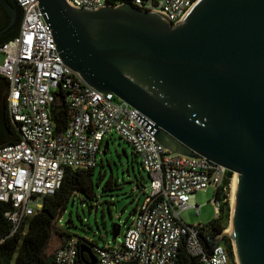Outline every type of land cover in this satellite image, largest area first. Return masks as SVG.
I'll list each match as a JSON object with an SVG mask.
<instances>
[{"label":"water","instance_id":"obj_1","mask_svg":"<svg viewBox=\"0 0 264 264\" xmlns=\"http://www.w3.org/2000/svg\"><path fill=\"white\" fill-rule=\"evenodd\" d=\"M0 3L8 14L4 34L21 10L15 0ZM38 6L57 55L84 83L138 110L170 152L236 173L230 232L204 250L210 255L228 236L236 264H264V0H197L174 24L131 2L94 10L65 0ZM106 148L105 140L101 152ZM119 231L111 225L112 239ZM81 251L85 264H95L90 248Z\"/></svg>","mask_w":264,"mask_h":264},{"label":"built area","instance_id":"obj_2","mask_svg":"<svg viewBox=\"0 0 264 264\" xmlns=\"http://www.w3.org/2000/svg\"><path fill=\"white\" fill-rule=\"evenodd\" d=\"M15 1L21 10L18 31L0 46L6 108L19 131L17 141L0 145V201L9 205L4 216L10 233L41 209L45 196L54 194L66 168H94L102 140L114 134L129 144L149 180L119 244L89 245L95 264H182L181 248L193 264H236L233 247L231 259L220 242L206 254L208 222L187 224L180 216L188 208L198 216L199 206L194 202L198 190L221 188L229 198L234 173L227 177L231 171L205 157L164 148L138 110L112 92L100 93L87 85L62 63L38 0ZM65 1L87 10L131 2L141 9L166 13L174 24L197 0ZM54 104L61 107L54 108ZM60 110L67 122L56 131L53 116ZM211 202L218 214L219 202L213 198ZM227 225L222 231L227 232L229 221ZM78 241V236H66L53 250L52 264H81Z\"/></svg>","mask_w":264,"mask_h":264},{"label":"trees","instance_id":"obj_3","mask_svg":"<svg viewBox=\"0 0 264 264\" xmlns=\"http://www.w3.org/2000/svg\"><path fill=\"white\" fill-rule=\"evenodd\" d=\"M1 8L2 5L0 3V10H2ZM7 20L8 14L6 10L3 9L2 14H0V28L7 23ZM18 26L19 23L15 28L5 32L4 34H0V46L16 35ZM6 93L7 82L0 76V145L14 143L19 138L18 128L14 125L7 112L5 101ZM53 121L54 129L56 131L63 130L67 122L64 110H60L58 114H55L53 116ZM108 142L109 141H107V148L105 149V152L108 151ZM122 151L125 159L124 171H129V167L132 166V160L136 161L138 169L139 167L142 169L140 162L136 160V154L132 150L130 153L131 156L128 155L124 148ZM116 156L118 159H112L115 164L121 162V153L116 151ZM107 161L109 162V160ZM92 173L93 168H66L60 187L54 192V194L45 196L42 199L41 209L31 216L25 217L21 221L18 229L13 233H10L11 225L4 216V212L8 210L9 205L6 202L0 201V264H51V255L45 256V247L49 240L53 223L64 211L67 201L73 195L81 194V202L96 197L92 183ZM103 173H100L99 177H102ZM231 175L232 172L227 173V177H230ZM134 178L135 182L138 184L139 190L141 191L142 185L140 184L141 181L139 180L137 173H134ZM118 179L119 178L113 179L112 174H110L105 181L103 189L118 188L120 184ZM228 183L229 178H226L224 184L227 185ZM213 199L219 202V210L218 214L207 223L208 238H205V240L208 243L212 242L215 236L222 232V230L226 227L230 215L229 198L226 194L222 193L221 188L214 190ZM134 211L135 206L132 209V213ZM67 223H70V219H68ZM59 235L63 241L69 233L62 230L59 231ZM93 244L94 242H90L82 237H79L77 244V257L81 264H85L88 260L86 252L81 251V248H90L89 245L92 246ZM223 244H225L230 258L233 259L232 246L229 238L224 237ZM179 258L182 260V264H189L191 256L181 248ZM126 264L135 263L132 261Z\"/></svg>","mask_w":264,"mask_h":264},{"label":"rangeland","instance_id":"obj_4","mask_svg":"<svg viewBox=\"0 0 264 264\" xmlns=\"http://www.w3.org/2000/svg\"><path fill=\"white\" fill-rule=\"evenodd\" d=\"M2 57L3 53L0 51V62ZM105 140L109 141L108 151L102 153L100 149L97 154V165L93 168L91 176L96 197L84 202H81V194H75L69 198L64 211L53 223L51 234L45 247V256L52 255L53 250L62 241L59 231L64 230L69 234L92 241L99 246L107 243L109 245H117L131 221L132 209L136 200L140 201L142 195L138 184L135 182L134 173H137L141 181L140 184L144 188L148 184V175L144 170L138 169V164H136L135 160L131 161L132 166L129 167V171H124L125 159L122 150L124 148L128 155L131 156L129 145L113 134L102 140L101 148ZM116 151L121 153V162L117 164L112 161L113 158L115 160L118 159ZM100 173H103L102 177H99ZM110 174H112L113 179L119 178L118 182L120 184L118 188L103 189L105 181ZM213 190L212 187H207L204 191L198 190L194 193V202L199 206L198 216L195 215L192 208L184 210L180 216L185 223H206L217 215L215 205L211 202ZM229 204L231 208L230 191ZM68 219H70V223H66ZM112 224L120 225L119 237L115 240L112 239L110 234ZM220 243L223 244V241Z\"/></svg>","mask_w":264,"mask_h":264},{"label":"bare ground","instance_id":"obj_5","mask_svg":"<svg viewBox=\"0 0 264 264\" xmlns=\"http://www.w3.org/2000/svg\"><path fill=\"white\" fill-rule=\"evenodd\" d=\"M236 173L233 174L232 179H231V183H230V203L232 201V183H233V178L235 176ZM227 232H230V226L227 228Z\"/></svg>","mask_w":264,"mask_h":264},{"label":"crops","instance_id":"obj_6","mask_svg":"<svg viewBox=\"0 0 264 264\" xmlns=\"http://www.w3.org/2000/svg\"><path fill=\"white\" fill-rule=\"evenodd\" d=\"M136 160L139 161L137 157H136ZM139 169H140V167H139ZM141 170H142V169H141ZM213 192H214V190H213ZM138 201H139V200H136L135 206H136V204L138 203Z\"/></svg>","mask_w":264,"mask_h":264},{"label":"flooded vegetation","instance_id":"obj_7","mask_svg":"<svg viewBox=\"0 0 264 264\" xmlns=\"http://www.w3.org/2000/svg\"><path fill=\"white\" fill-rule=\"evenodd\" d=\"M1 9H2V10H0V14H2L4 7L2 6V8H1Z\"/></svg>","mask_w":264,"mask_h":264}]
</instances>
